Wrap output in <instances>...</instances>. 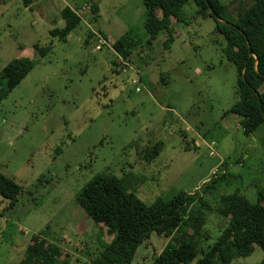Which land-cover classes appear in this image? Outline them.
Listing matches in <instances>:
<instances>
[{"label":"rangeland","instance_id":"1","mask_svg":"<svg viewBox=\"0 0 264 264\" xmlns=\"http://www.w3.org/2000/svg\"><path fill=\"white\" fill-rule=\"evenodd\" d=\"M221 1L234 17L252 2ZM65 7L81 24L60 41L51 31L63 27ZM145 21L142 0H0V73L14 59L34 63L0 102V174L21 187L14 201L0 196V264H19L33 236L60 247L56 264H94L116 232L87 217L76 196L101 174L147 205L214 183L203 197L214 209L235 192L257 201L264 125L246 135L231 112L239 75L214 19L189 0L171 20L166 47L168 31L150 39ZM125 34L135 42L128 61L112 48ZM205 219L192 264L229 222L216 211ZM168 239L153 232L131 264H152ZM263 257L255 247L231 264Z\"/></svg>","mask_w":264,"mask_h":264},{"label":"trees","instance_id":"2","mask_svg":"<svg viewBox=\"0 0 264 264\" xmlns=\"http://www.w3.org/2000/svg\"><path fill=\"white\" fill-rule=\"evenodd\" d=\"M142 1L146 8L145 29L150 39L166 30L169 38L164 45L169 46L173 42L171 20L180 17L182 5L189 0ZM192 1L201 14L214 19L216 31L226 40L224 53L236 65L239 75L238 101L231 112L240 117L244 133L250 135L264 125V91H260L264 84V0H252L248 7L240 8L237 17L227 13L221 0ZM60 15L64 25L53 29L51 35L65 41L81 24V17L70 7H65ZM134 45V40L125 34L112 48L117 56L128 61ZM37 50L41 56L48 52L47 48ZM33 69L34 63L28 58L14 59L5 66L0 73V102ZM159 147L157 144L149 152L150 159L158 155ZM214 185L209 184L196 192L181 191L169 200L158 198L147 205L129 192L120 178L106 174L95 176L77 194L76 202L87 217L103 223L115 231L116 236L94 264H131L139 246L153 232L169 239L152 264H192L204 236L205 211H216L229 222L216 243L196 264H231L236 257L252 253L255 247L264 253V188L258 191L256 202L235 192L222 196L214 209L203 200L215 189ZM20 192L21 187L13 179L0 174V196L14 201ZM61 256L58 245L33 236L19 264H56ZM259 264H264V257Z\"/></svg>","mask_w":264,"mask_h":264},{"label":"water","instance_id":"3","mask_svg":"<svg viewBox=\"0 0 264 264\" xmlns=\"http://www.w3.org/2000/svg\"><path fill=\"white\" fill-rule=\"evenodd\" d=\"M248 45H249V48H250V44L248 43Z\"/></svg>","mask_w":264,"mask_h":264},{"label":"built area","instance_id":"4","mask_svg":"<svg viewBox=\"0 0 264 264\" xmlns=\"http://www.w3.org/2000/svg\"><path fill=\"white\" fill-rule=\"evenodd\" d=\"M134 83L136 84V82L134 81Z\"/></svg>","mask_w":264,"mask_h":264}]
</instances>
